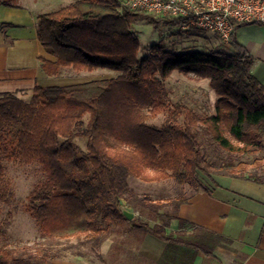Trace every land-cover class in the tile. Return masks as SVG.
Returning <instances> with one entry per match:
<instances>
[{
  "label": "trees",
  "instance_id": "obj_1",
  "mask_svg": "<svg viewBox=\"0 0 264 264\" xmlns=\"http://www.w3.org/2000/svg\"><path fill=\"white\" fill-rule=\"evenodd\" d=\"M139 19L154 26L183 22L124 7L119 0H76L39 15L37 39L53 57L41 59L45 74L64 68H106L117 74L35 86L26 100L16 92H0V200L7 191L4 162L38 163L45 177L29 191L25 211L41 238L55 240L3 245L0 264H52L51 245L72 238L97 251L128 220L120 200L149 210L156 221L150 225L134 215L132 227L187 244L168 228L173 219L187 223L178 210L192 194L154 201L137 196L130 177L186 184L199 174L210 180L217 174L264 183V87L251 73L252 59L234 32L229 51L176 52L157 43L139 57V42L130 29ZM174 71L208 80L217 95L214 113L200 114L182 101H170L165 80ZM160 113L165 114L160 125L148 122ZM76 139H83L85 147ZM208 146L216 152L215 161L209 159ZM252 153L263 154L252 162L239 159ZM165 205L170 210L160 211ZM8 223H0V235Z\"/></svg>",
  "mask_w": 264,
  "mask_h": 264
},
{
  "label": "crops",
  "instance_id": "obj_2",
  "mask_svg": "<svg viewBox=\"0 0 264 264\" xmlns=\"http://www.w3.org/2000/svg\"><path fill=\"white\" fill-rule=\"evenodd\" d=\"M39 1L32 0L31 6ZM31 6L0 0V92L29 91L30 97L35 86L70 85L62 76L63 70L57 75H47L41 70V59L53 57L45 54L37 39L36 27L42 13ZM233 32L235 40L252 59L251 73L264 87V24H236ZM190 194L187 203L181 204L178 210V217L187 223L173 219L168 228L187 244L163 240L144 231L138 239L137 253L115 254L113 261L123 264H264V183L214 174L212 180L208 178V183ZM111 235L112 231L97 251L87 247L88 252L82 253L78 248L61 245L58 252V248L51 245V262L113 264L107 257L113 246Z\"/></svg>",
  "mask_w": 264,
  "mask_h": 264
},
{
  "label": "rangeland",
  "instance_id": "obj_3",
  "mask_svg": "<svg viewBox=\"0 0 264 264\" xmlns=\"http://www.w3.org/2000/svg\"><path fill=\"white\" fill-rule=\"evenodd\" d=\"M8 1L13 3L23 2L30 6L32 2V0ZM75 1L76 0H40L36 5L31 7L39 13H46ZM130 29L139 42V57L147 56L150 46L157 43H161L166 48L176 52L186 50L220 52L229 51L231 49L229 44H225L216 32L202 29L197 26H192L183 30L180 26L162 24L154 26L145 19H139L131 23ZM45 54H47V52ZM47 55L50 56L49 54ZM116 74V71L106 68L95 69L91 72H77L71 70L70 68H64L62 76H64L66 81L71 85L72 83L77 82L81 83L95 79L112 78L116 76ZM50 83L55 82L54 80H50ZM165 86L168 90L171 102L178 100L182 101L200 114L214 113V102L217 95L209 87L207 79L199 78L192 73L183 74L178 71H174L171 76L165 80ZM18 95L26 100L29 98V91L19 92ZM164 119L165 114L160 113L156 117L150 118L148 122L154 125H160ZM76 140L81 147H85L83 139ZM207 152L209 154V159L215 161L217 157L213 147L208 146ZM262 154L263 153H252L239 156L241 157L239 159L252 162L254 158L262 156ZM4 163L6 167L4 183L7 186V191L4 196V200H0V223H3L6 220H8L9 223L0 235V247L3 245L17 246L22 243H38L39 245H50L51 243H54V239L41 238L39 236L38 227L25 211V204L29 191L38 181L44 179L45 177L40 165L36 162L19 163L18 161H11ZM128 183L137 196L146 195L154 201L162 200L166 202L168 199L181 194L188 195L193 188H202L205 183H208V178L207 176L199 174L196 182L178 184L171 179L145 182L140 178L130 177ZM119 204L124 205L129 211L134 212L135 220L140 219L142 221H147L150 225L156 223L149 210L135 209L131 205H128L124 200H120ZM166 210H170L168 205H165L160 211ZM169 233L172 236L177 235L171 230ZM142 234H144V231L141 228L132 227L129 221L116 226L112 230L111 238H113V246L110 253L107 255L109 259L108 261L113 264H123L119 261H113L112 255H134L137 253V249L139 247L138 239ZM185 237L188 238L187 236ZM61 245H68L69 248H78V251L82 253L88 252L85 250L87 246H79L77 241L73 238L69 240H62L60 244H55L54 247L58 248V251Z\"/></svg>",
  "mask_w": 264,
  "mask_h": 264
},
{
  "label": "built area",
  "instance_id": "obj_4",
  "mask_svg": "<svg viewBox=\"0 0 264 264\" xmlns=\"http://www.w3.org/2000/svg\"><path fill=\"white\" fill-rule=\"evenodd\" d=\"M131 9H142L160 16L183 19L180 28L192 26L216 32L230 44L234 26L264 24V0H119Z\"/></svg>",
  "mask_w": 264,
  "mask_h": 264
},
{
  "label": "water",
  "instance_id": "obj_5",
  "mask_svg": "<svg viewBox=\"0 0 264 264\" xmlns=\"http://www.w3.org/2000/svg\"><path fill=\"white\" fill-rule=\"evenodd\" d=\"M120 209H121L122 214H123L128 220L132 219V218L134 217V215H135L134 212L129 211L124 205H121Z\"/></svg>",
  "mask_w": 264,
  "mask_h": 264
}]
</instances>
